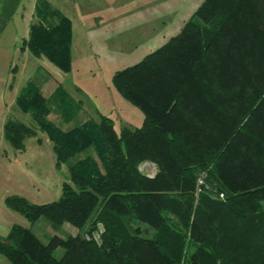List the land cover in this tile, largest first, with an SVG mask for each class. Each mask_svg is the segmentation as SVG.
Instances as JSON below:
<instances>
[{
    "label": "trees",
    "instance_id": "trees-1",
    "mask_svg": "<svg viewBox=\"0 0 264 264\" xmlns=\"http://www.w3.org/2000/svg\"><path fill=\"white\" fill-rule=\"evenodd\" d=\"M56 13L54 27L32 25L25 43L70 73L72 21ZM180 32L114 73V87L144 115L140 127L119 131L101 114L60 132L44 120L51 108L36 83L21 89L16 104L53 141L56 167L93 148L104 171L79 160L57 201L5 199L32 226L42 218L79 231L44 242L14 224L0 235L12 264H264V0H204ZM3 130L21 151L37 135L15 118ZM145 161L155 175L142 172ZM100 225L101 242L82 236Z\"/></svg>",
    "mask_w": 264,
    "mask_h": 264
},
{
    "label": "rangeland",
    "instance_id": "rangeland-1",
    "mask_svg": "<svg viewBox=\"0 0 264 264\" xmlns=\"http://www.w3.org/2000/svg\"><path fill=\"white\" fill-rule=\"evenodd\" d=\"M86 2L89 3L88 0ZM90 2L94 6L92 0ZM122 9L112 17H106L104 23H101L103 28L113 26V35L118 43L105 37L103 41L96 40L88 44L81 36L80 26L74 22L75 38L72 40L74 48L70 73L60 70L44 57L45 60L41 63L43 67L40 66L39 71L31 73L32 81L39 87V92L51 108L44 120L53 124L60 132L68 133L90 122L98 123L101 114L113 118L119 131L124 126L140 127L144 115L114 87V73L140 62L164 45L170 36L176 35V28L190 17L194 4L191 0L180 3L173 0H129ZM34 12L35 20L30 26L29 36L24 40L21 38L23 36L18 38L16 52L23 54L25 50H29L25 42L30 37L32 25L41 24L48 28L59 22L57 9L48 0H37ZM22 33L24 32L21 35ZM117 44L123 47L122 50L114 48ZM29 74L22 76L21 83L25 84ZM61 90L66 91V94ZM8 117L24 122L35 129L37 135L26 138L25 150H18L7 143L4 122L0 118V235H8L11 227L19 224L33 229L44 242L55 235L64 240L73 229L53 227L42 218L32 226L23 214L8 208L5 199L10 195H21L38 204L57 201L62 195L63 183L70 181L69 165L91 158L95 162L91 166L92 170L98 168L104 171L102 162L97 152L89 148L56 167L54 143L42 131L36 117L23 112L16 104L9 111ZM140 169L149 176L155 175L158 170L157 165L150 161L142 162ZM132 224L134 228H141L142 235L152 236L154 233L144 223L133 220ZM102 228L100 225L92 234L87 229L81 234L89 239L92 235L101 242ZM73 233L78 234L79 231L74 229ZM57 254H62L60 248ZM0 264L12 263L0 253Z\"/></svg>",
    "mask_w": 264,
    "mask_h": 264
},
{
    "label": "crops",
    "instance_id": "crops-1",
    "mask_svg": "<svg viewBox=\"0 0 264 264\" xmlns=\"http://www.w3.org/2000/svg\"><path fill=\"white\" fill-rule=\"evenodd\" d=\"M36 1L0 0V118L3 120L4 125L7 119L11 118L8 117L9 111L17 103L21 89L32 81L31 73L39 71L40 66L43 65L41 63L45 60L34 56L29 50H25L23 54L16 52L18 38L23 36L21 38L24 40L29 36L30 26L35 20ZM88 1L89 3L86 0H48L57 11H60L72 21L73 38H75L74 22H77L80 26V32L83 34L81 36L84 40H87L88 44L96 40L103 41L105 37H108L114 43L117 42V38L113 35L115 32L113 26L103 28L101 23H104L106 17L110 15L112 17L114 13L123 10L122 8L128 4L129 0H92L94 6L91 5V0ZM173 1L180 3L184 0ZM191 1L194 4V11L189 18L182 21V25H178V28H176L178 33L170 36L166 43L181 33L180 31L183 30L186 23L204 2V0ZM21 32H24L23 35H21ZM72 48H74V44H72ZM114 48L122 50L123 47L117 44ZM25 74H29V79L23 84L21 79ZM64 227L71 230L77 229L69 224H65ZM73 230L70 231L72 234H74Z\"/></svg>",
    "mask_w": 264,
    "mask_h": 264
},
{
    "label": "built area",
    "instance_id": "built-area-1",
    "mask_svg": "<svg viewBox=\"0 0 264 264\" xmlns=\"http://www.w3.org/2000/svg\"><path fill=\"white\" fill-rule=\"evenodd\" d=\"M200 183H203V181H202V180H200ZM220 196H221V197H223V194H221Z\"/></svg>",
    "mask_w": 264,
    "mask_h": 264
}]
</instances>
